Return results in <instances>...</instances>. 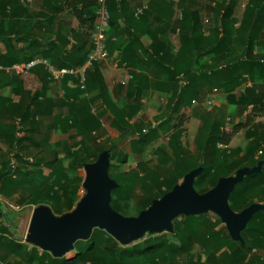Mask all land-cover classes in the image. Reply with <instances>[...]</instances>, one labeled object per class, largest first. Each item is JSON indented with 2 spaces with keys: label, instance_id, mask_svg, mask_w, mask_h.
I'll return each mask as SVG.
<instances>
[{
  "label": "trees",
  "instance_id": "trees-1",
  "mask_svg": "<svg viewBox=\"0 0 264 264\" xmlns=\"http://www.w3.org/2000/svg\"><path fill=\"white\" fill-rule=\"evenodd\" d=\"M24 2L25 0H0V15L3 14L10 19L11 22L9 21L8 27L11 33L15 32V27L20 24L18 20L20 17L19 11L23 8ZM80 2L83 4V8L80 11L76 9L75 13L80 24L86 26L87 30L80 37L73 34L76 44L70 46L67 35L62 34V39L60 38L58 42L48 43L38 53L32 52V56L28 58L18 57L17 52L11 49H4L3 51L1 49L2 45H0V67L5 69L0 70V73L7 74L12 85L11 95H0V116L3 112H12L13 116L21 119L20 121L31 119L30 105L32 103L29 105L24 102L13 104V98L23 93V81L14 72L7 73L6 71L13 65L19 64L22 59L26 58L24 63H28L40 56V58L47 59L55 70L80 68L87 63V57L94 49L92 35L98 5L97 0H81ZM110 2L117 8L122 0H108V11L111 9ZM236 3V0H230L227 7L217 14L221 24L215 27L209 36L201 34L195 37L190 31L187 35H184L179 51L175 56L165 53L164 56L159 53L153 56L152 65L157 68L161 67L163 74L167 75V81L159 83L157 90L170 94L169 100L174 111L185 107L190 108L194 102H200L207 85L212 86L215 84V86L222 88L231 86L232 90L241 84L245 76L253 78V72L258 66H262L259 65L254 52L257 50L260 34L264 28V0L250 1L245 9L239 28L241 32L239 49L231 50L228 53L231 40L225 22L231 17ZM109 31L110 20L106 48L109 41H116L112 40L113 37L110 36ZM9 37L11 38V36ZM8 39V36H3L0 38V42ZM229 54L230 57L226 63L219 66L218 62L221 56ZM123 64L128 65L126 62ZM35 69L38 74H43L44 78H50L51 74L43 66H38ZM91 71L94 75L93 84L89 82ZM260 74L264 75V68L261 69ZM181 81H184L185 84L180 85ZM42 83L43 88H45V82ZM61 84V89L64 91L62 102H72L80 107L81 128L79 132L82 135L94 134L102 126L103 121L108 119L119 133V140L115 142L116 148L121 149L131 145L132 150L136 152H144L149 148L152 141L151 133H156V130L150 129L146 132L141 125L132 126L129 123L137 112L145 109L140 99L143 98L144 91L148 88V81L143 75H134L133 80L128 84L130 86L127 96L135 99L136 103L127 108L117 107L107 97L104 79L99 73V63H93L89 67L85 91L80 90L78 81L71 76H66ZM251 91V89H247L245 94L242 95L241 101L249 99L252 94ZM95 104H97V109L96 112H93ZM49 108L48 113L51 114V106ZM177 126H174V134ZM236 132L237 130L230 133L225 132L219 121H213L211 124L204 126L197 140L195 165L187 164L178 176L157 180L155 192L148 199L147 207L139 206L137 209L138 214L149 208L154 200L162 198L171 191L187 173L201 165L204 166L203 173L194 183L195 189L201 194L214 188L220 178L229 177V170L225 166H221L227 157V150L225 148L221 149L219 146H227L232 135ZM130 138L134 139L130 141ZM253 144L254 142H252L253 151H250L249 156L241 160L237 171L246 167L253 168L258 164L259 161L255 159V154L260 145ZM103 151L104 149H101L100 153ZM71 155L77 159V156ZM114 157V155L111 156V158ZM128 158V153L121 155V159L109 168L110 177L118 184V188L112 192L111 206L120 214L124 210V203L131 200L138 186L137 181L125 179L121 172V168L128 162ZM261 159L264 161V152ZM86 164L88 163H84L83 167ZM8 166L7 164L5 169H0V196L4 198H8L12 193L17 192L20 185L10 174L13 169L11 161L10 166ZM112 167L119 169V172L113 174ZM42 174L50 178L51 186L44 195L37 190L34 199L31 200L32 204L36 207L49 206L57 216L71 212L78 201L74 197L68 199L67 203L62 200L61 191L64 189V181L67 177L66 168L62 161L55 158L51 163L44 166ZM263 187L264 165L260 173L246 177L231 193L229 204L232 210L241 212L255 204L253 199L255 196L252 193ZM12 189L13 192L11 193L10 190ZM76 192L77 189H74V193ZM6 217L5 207L0 203V253L3 252L4 254L0 257V261L3 262H6L13 255L19 259L16 264L31 262L37 264H157L162 252L168 247L167 242L161 239L160 235H154L151 241L142 242L141 244L122 246L116 242L115 246L110 247L107 243H100V236L103 231L95 229L91 238L84 241V246L80 245V241L75 243V254L71 253L63 258L56 259L50 253L42 252L31 244L12 238L10 239L11 243L8 242L5 237L9 234V230L3 223ZM180 219H184L182 226L177 222ZM221 223L219 218L214 220L208 214L177 218L173 222V227L174 237L181 244L179 252L181 254L188 253L192 249V240L198 239L200 246L204 247L205 261L192 262L191 264H264V211L255 214L241 233L244 244L234 242L225 226L217 230L218 225ZM110 241L114 242L112 238H110ZM167 258L169 260L168 256Z\"/></svg>",
  "mask_w": 264,
  "mask_h": 264
},
{
  "label": "rangeland",
  "instance_id": "rangeland-1",
  "mask_svg": "<svg viewBox=\"0 0 264 264\" xmlns=\"http://www.w3.org/2000/svg\"><path fill=\"white\" fill-rule=\"evenodd\" d=\"M227 2L228 0H220V10L225 8ZM236 2L237 6L231 17L225 22L231 40L228 53L231 50H238L241 40L239 28L245 11L240 14L239 10L245 0H236ZM7 20L6 16L0 15V38L3 36L9 38L0 42L1 47L17 52L20 58L31 57L32 52L40 50L34 22L29 23L31 29L28 30L21 23L19 26L15 25V32L11 33ZM47 22L50 26L52 25V22ZM209 26L208 23L207 29ZM51 29L53 28L51 27ZM46 36L48 40L51 39L52 31L47 32ZM254 56L258 58L257 61L262 66H258L253 72V78L245 76L241 84L232 90L231 86L222 88L215 84L207 85L200 102H194L190 108L185 107L174 111L167 96L156 94L158 107L154 106L152 110L148 111H139L129 121L132 126L141 125L146 132L150 129L156 130V133H151L152 141L144 152L133 151L131 145L121 149L116 148L115 142L119 140V133L108 119L103 121L102 126L94 134L82 135L79 132L81 118L80 107L77 104L62 102L54 86H49V90H47L40 84L36 85L39 78L24 80L23 93L13 98V104L24 102L29 105L32 103L30 105L31 119L20 121L21 119L13 116L12 112H3L0 116V169H5L7 164L10 166V161L13 160L16 167L10 174L20 183L17 192L12 193L13 189L10 190L12 193L10 197L0 196V201L7 214L3 223L9 230L5 239L10 243L11 238L25 243L33 211L37 208L31 200L34 199L37 190L44 195L51 186L50 178L44 176L42 170L55 158L62 161L66 168L67 177L61 196L63 202L67 203L68 199L73 197L79 202L86 194L83 188L85 180L83 164L96 162L102 153H100L101 149L110 150L111 156H115L114 158L110 156L111 165L117 163L121 159V155L128 153V162L123 165L121 172L125 179L137 181L138 186L131 200L124 203V210L121 214L126 217H137L139 206L147 207L148 199L155 192L157 180L178 176L187 164L195 165L197 140L201 130L213 121H219L225 132L230 133L237 130L227 146H219L221 149L227 150V157L221 166H225L229 170L228 176H234L241 160L249 156L250 151H253L252 142L255 145H260L255 159L263 162V169L264 161L261 156L264 152V75L260 74V71L264 68V28L260 34ZM229 57L230 54L221 56L218 62L219 66H223ZM25 59H22L20 63H24ZM131 74L134 76L133 73ZM143 77L147 79L148 89L151 88L152 91L155 89V82L165 79L150 78L147 75H143ZM46 80L48 83L54 82V78L51 76ZM89 82L94 83L93 71L91 74L89 73ZM9 85L8 75L0 73V95H11V89H8ZM129 86L124 87L117 83L113 95L116 100L114 104L117 107L127 108L136 103L135 99L127 96ZM247 89H251L252 94L246 101H241V97ZM82 98L84 97L82 96ZM143 100L144 97L140 99L144 105ZM54 101H59V103H54ZM49 106L52 109L51 114L48 113ZM93 112L96 111L93 110ZM175 125L178 126L174 134ZM71 154L77 156V159ZM118 172L119 169L112 167L113 174ZM74 189H77L76 193H74ZM252 194L255 196L253 198L255 203L264 204V187L256 189ZM208 215L214 220L218 218L213 213H208ZM183 220L177 221L180 226L183 225ZM223 227L224 225L221 223L217 230ZM156 235H160L161 239L168 244L157 264H191L192 262L200 263L202 259L205 261L204 247L200 246L198 239L192 240V249L188 253L181 254L179 252L181 244L174 237L175 231ZM153 236L147 234L131 245L151 241ZM110 238L112 237L103 231L100 243H107L110 247L115 246L117 241L112 238L114 242H111ZM80 245L84 246V241H80ZM71 253L75 254V247L69 254ZM2 255H4L3 252L0 253V257ZM17 261L19 259L12 255L6 262L0 261V264H16Z\"/></svg>",
  "mask_w": 264,
  "mask_h": 264
},
{
  "label": "crops",
  "instance_id": "crops-1",
  "mask_svg": "<svg viewBox=\"0 0 264 264\" xmlns=\"http://www.w3.org/2000/svg\"><path fill=\"white\" fill-rule=\"evenodd\" d=\"M80 1L25 0L23 8L19 11L20 17L18 20L23 27H27V30L31 29L30 22L35 23L40 49L46 47L50 42H58L60 38L62 39V34L67 35L71 46L76 44L73 34L80 37L87 30L86 26L80 24L75 13L76 9L80 11L83 8ZM250 1L245 0L243 5H240L242 7L239 10L240 14L245 11ZM219 2L220 0H122L117 8L110 2L109 34L113 37L112 40L116 41L107 43V58L98 62L99 73L104 79L107 97L110 101L116 103L115 98H113L114 89H116L117 83L121 84L126 75L131 73L136 76L141 74L150 78H165L154 83L155 89L153 91L151 88L150 90L145 89L143 94L145 109L143 111L152 110L154 106L159 104L156 94L165 95L169 98L170 94L157 90L159 83L167 81V75L163 74L161 67L157 68L152 65L153 56L156 53L161 56H164V53L175 56L179 51L184 35H187L190 31L195 37L201 34L209 36L212 30L221 24L217 14L223 10H220ZM137 12H139V15H137ZM7 21L9 22L10 19ZM47 21L52 22V25L50 26ZM53 23H56V25H53ZM208 23L210 24L209 29H207ZM49 31H52V38L48 40L46 34ZM1 49L4 51L7 48L1 47ZM118 54L121 63L118 60ZM36 59L44 58L39 56ZM124 62L128 64L126 68L123 67ZM32 72L27 75L15 74L20 77L23 83L28 78H39L36 85L40 84L43 87L42 82H45L47 90H49V86H54L60 98H64V91L61 89L62 80H54V82L50 81L48 83L43 74H38L36 69ZM152 74L153 76H151ZM9 88H12L11 82ZM56 102L59 103V101ZM56 102L54 101V103ZM96 105L95 111L97 109Z\"/></svg>",
  "mask_w": 264,
  "mask_h": 264
},
{
  "label": "water",
  "instance_id": "water-1",
  "mask_svg": "<svg viewBox=\"0 0 264 264\" xmlns=\"http://www.w3.org/2000/svg\"><path fill=\"white\" fill-rule=\"evenodd\" d=\"M110 156V151L105 150L96 162L84 166L86 194L71 212L57 216L49 206H39L33 211L25 243L60 259L74 249L76 242L89 240L95 229L105 231L120 245L129 246L147 234L173 233V222L180 216L213 213L230 238L244 244L241 233L255 214L264 211V204H252L241 212H234L229 204L236 186L262 171L263 162H259L256 167L242 168L234 176L220 178L214 188L203 194L194 187L204 170L201 165L137 217L123 216L111 206L112 192L118 184L109 174Z\"/></svg>",
  "mask_w": 264,
  "mask_h": 264
},
{
  "label": "built area",
  "instance_id": "built-area-1",
  "mask_svg": "<svg viewBox=\"0 0 264 264\" xmlns=\"http://www.w3.org/2000/svg\"><path fill=\"white\" fill-rule=\"evenodd\" d=\"M98 9L96 12V21L94 26V32L92 35V40L94 44L93 51L87 57V63L80 68H63L60 70H55L47 59H35L28 63H19L13 65L10 69H6L8 72H14L19 75H27L33 69L38 66H43L54 78V80H63L66 76L74 77L78 81V87L80 90H86L87 82V71L93 63L101 62L107 58L106 41H107V31L109 28L110 14L107 9V0H97ZM139 15V12H137ZM118 60H120V55H117ZM126 68V64H123ZM0 70H5L0 67ZM133 80V75H126L125 79L121 82L123 86H127ZM185 82L181 81L180 85H184ZM15 163L11 161V167L15 168Z\"/></svg>",
  "mask_w": 264,
  "mask_h": 264
}]
</instances>
